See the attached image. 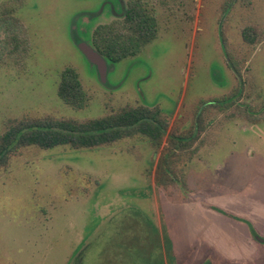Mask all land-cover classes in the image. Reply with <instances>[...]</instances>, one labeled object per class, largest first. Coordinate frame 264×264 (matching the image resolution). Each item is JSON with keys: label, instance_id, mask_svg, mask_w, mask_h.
Here are the masks:
<instances>
[{"label": "rangeland", "instance_id": "rangeland-1", "mask_svg": "<svg viewBox=\"0 0 264 264\" xmlns=\"http://www.w3.org/2000/svg\"><path fill=\"white\" fill-rule=\"evenodd\" d=\"M127 1L0 0V136L23 116L86 120L125 105L159 106L169 121L158 149L136 134L12 154L0 168V264H175L168 239L182 264H264V245L241 242L245 223L222 212L264 236V0H144L157 38L103 80L77 42ZM67 67L90 94L85 108L58 96ZM239 88L230 108L202 104Z\"/></svg>", "mask_w": 264, "mask_h": 264}, {"label": "trees", "instance_id": "trees-1", "mask_svg": "<svg viewBox=\"0 0 264 264\" xmlns=\"http://www.w3.org/2000/svg\"><path fill=\"white\" fill-rule=\"evenodd\" d=\"M12 21V26L18 30L17 32L26 34V29L18 18L13 17ZM158 30L157 18L146 2L129 0L120 18L107 24H100L94 29L90 44L111 66L140 53L143 47L157 38ZM243 36L247 42H255L256 36L252 27H246L243 30ZM26 40L25 37L17 39V45L26 44ZM235 70L241 74L238 67L235 66ZM242 89H236L234 92L214 98L209 102L202 101V104L213 105L225 110L237 103V97L242 93ZM57 93L61 100L76 109L85 108L91 99L79 73L72 67H67L61 72ZM200 119L201 115L198 116L196 131L200 128ZM168 128L169 121L162 109L159 106L152 107L146 104L125 105L106 115L86 120L53 115L23 116L11 120L5 132L0 136V168L5 167L11 155L20 148L31 145L44 149L58 146H70L75 149L94 148L142 134L149 139L153 148L158 149ZM178 137L181 138V136ZM169 163V160L160 162L157 167V176L159 174L164 179L165 174L172 173V166ZM162 184H167V182L163 180ZM222 212L244 220L226 211L222 210ZM246 222L251 226L253 234L257 235L250 222ZM167 245L172 251V243L169 239Z\"/></svg>", "mask_w": 264, "mask_h": 264}, {"label": "crops", "instance_id": "crops-1", "mask_svg": "<svg viewBox=\"0 0 264 264\" xmlns=\"http://www.w3.org/2000/svg\"><path fill=\"white\" fill-rule=\"evenodd\" d=\"M211 208H213V207H215V206H210ZM211 214V213H210ZM234 215V214H233ZM229 216V215H228ZM229 217H231V218H233L234 219V217H232V216H229ZM238 217H241V218H244V220H240V219H235V220H237V221H241V222H243V223H245V228H246V230L245 231H243L244 232V238L245 239H243V241H241V242H245V241H247L248 239H249V241L250 242H252V244L254 245V247H257L259 244L262 246V245H264V236H262L261 234H259V232H261L262 233V231H261V228H260V226H258L257 225V223L256 222H254L253 220H251V219H249V218H247V217H242V216H238ZM208 220V219H207ZM249 221L250 222V224L252 225V227L255 229V231L257 232V235H255V234H253V232H252V230H251V226L249 225V223L248 222H246V221ZM211 222H213V220H211V221H209V227L211 228V229H213L211 226ZM198 223V222H197ZM219 229H222L221 231L222 232H220L222 235V238H223V240H227V239H225L224 238V234H225V230L226 229H223V227H221V225H220V223H219V227L217 228V230H219ZM213 230H216V228L215 229H213ZM259 231V232H258ZM230 232H234V231H231L230 230ZM235 233H238V232H235ZM171 236H172V239H173V242H175L176 241V238L174 237V235L171 233ZM257 236H259V237H261L262 239H263V241H261V240H259L258 238H257ZM249 237V238H248ZM253 240V241H252ZM241 242H239V243H241ZM248 242V241H247ZM175 249V250H174ZM172 255H173V259H174V261H175V264H182V263H184L185 261H186V258H187V256H186V254H181L179 251H177L176 250V246L174 245H172ZM199 264H214V262L211 260V259H209V258H204Z\"/></svg>", "mask_w": 264, "mask_h": 264}, {"label": "water", "instance_id": "water-1", "mask_svg": "<svg viewBox=\"0 0 264 264\" xmlns=\"http://www.w3.org/2000/svg\"><path fill=\"white\" fill-rule=\"evenodd\" d=\"M77 45L86 55V57L97 66L101 78L105 80L109 68L106 59L102 55H100L88 42L84 40H79L77 42ZM257 238L263 241L261 237L257 236Z\"/></svg>", "mask_w": 264, "mask_h": 264}]
</instances>
